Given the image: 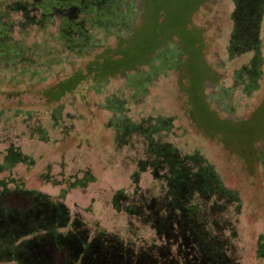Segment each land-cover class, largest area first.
Segmentation results:
<instances>
[{"label": "rangeland", "instance_id": "rangeland-1", "mask_svg": "<svg viewBox=\"0 0 264 264\" xmlns=\"http://www.w3.org/2000/svg\"><path fill=\"white\" fill-rule=\"evenodd\" d=\"M134 6L140 13V30L146 26L133 37L135 42L149 40L157 32L162 46L174 49L176 40L194 46L198 37L199 50L187 49L186 56L183 51L181 68L160 74L142 94L127 84L135 70L147 69L142 63L105 76L109 80L98 90L93 88L97 76L89 74L92 65L108 55L122 58L125 44L118 37L98 33L96 46L80 56L66 49L59 38L60 16L40 28L27 26L21 12L10 15L11 35L28 51L15 63L0 60V165L10 150L33 162L0 171L4 183L0 207L27 205L30 201L20 193L22 189L61 205L68 221L56 229L61 246L56 249L50 242L37 241L46 236L44 230L22 233L15 241L6 233L7 239L0 240V264H19L11 257L12 251L36 241L30 248L35 251L43 246L38 250L43 257L38 260L19 250L18 258H25L24 264H45L47 259L54 264H95L93 257L98 252L94 247L100 249L101 244L123 248L119 256L132 254L129 262L141 253L160 259L165 252L178 264L204 258L199 251L181 252L179 240L170 241L132 213V206L145 211L147 203L164 197L167 182L161 177L165 169L158 175L149 164L140 169L138 163L151 157L144 139L132 136L127 143L116 142V130L110 125L114 113L105 107L110 98L124 102L125 113L136 122L172 119V130L162 131L155 140L172 144L182 155L200 153L242 203L238 207L215 194L203 204L213 216L214 237L222 241L224 263L264 264V62L258 88L246 93L236 73L250 70L254 52L237 57L229 54L235 1L135 0ZM31 14L41 18L39 13ZM153 26L157 30L150 28ZM160 29L165 31L160 34ZM260 41L264 60V15ZM128 46L135 49L137 43ZM195 52L198 57L193 63ZM129 55L125 52V59ZM72 79H80V83L63 96L57 94L59 86ZM41 131H45L43 139ZM63 241L71 246L93 244L94 250L80 256L64 247ZM197 261L191 264H199Z\"/></svg>", "mask_w": 264, "mask_h": 264}, {"label": "trees", "instance_id": "trees-1", "mask_svg": "<svg viewBox=\"0 0 264 264\" xmlns=\"http://www.w3.org/2000/svg\"><path fill=\"white\" fill-rule=\"evenodd\" d=\"M134 1L0 0V60H3L6 64L8 60L15 63L17 59L23 60L28 51L23 42H15L11 35L13 23H9V18L13 12H21L27 26L36 25L40 28L49 24L55 16H60L58 36L63 41L66 49L77 55L81 56L84 53L91 52V49L98 43L96 36L101 32L107 33L109 36H116L121 43L125 44L124 51L121 54L122 58L114 59L113 55H108L92 65L89 74L96 73L97 76L93 88L98 90L102 87L110 78L105 76H113L112 74L116 72L123 73L125 69L132 68L130 66L135 65L136 68L142 63L147 69L135 70L136 74L128 78L127 84L133 87L137 94L147 93L148 88L153 85L160 74H164L168 69L177 70L181 68L180 58L183 56V51L184 56H186V52L190 50H199L196 42L198 37L195 38L194 46L187 41L180 42L176 40L178 44L174 46V49L163 47L160 43L162 38L160 39L157 32H152L153 34L149 40L140 39L141 42H135L133 37L136 38L135 35L141 26L139 27L140 23L138 21L140 13L138 6L137 8L134 6ZM234 1L236 4L233 14L234 31L230 40L229 54L231 57H237L248 51L254 52L249 67L250 70L247 71L243 68L236 73V80L245 84L244 91L250 94L258 88V80L262 76L261 68L264 60L261 53L260 29L264 15V0ZM31 13H39L41 18H35ZM5 19L7 21H4ZM145 28L146 26L140 30V33L144 32ZM150 28L154 29L155 26ZM155 30L157 29L155 28ZM164 31L160 29V34ZM132 42L137 43V48L127 47ZM125 52L127 54L131 53L127 59H125ZM195 53H192L194 55L193 63L198 57L197 52ZM245 74H247V77L244 79ZM84 77L86 79V75ZM79 83L80 79H72L68 83L61 84L56 92L59 95L66 94ZM108 100V102H105V107L114 113L110 125L116 130V142L118 144L127 143L132 136L144 139L147 143L146 151L148 155L151 157L153 155L155 159L152 160L149 157V160L140 161L138 163L140 169H146L150 165L155 169L156 175L159 174L161 168L165 169V173L161 177L166 179L167 182L164 197L159 201H155V199L147 203L144 206L145 211H141L139 206H132V213L146 219L160 235H165L170 241L179 240L177 248L181 252L199 251L202 253L204 258L199 262L196 260L199 264L224 263L225 259L221 251L222 241L217 235L214 237V231L211 228V225L214 224L213 216L211 211L207 210L203 204L212 195L219 194L223 198L237 203V206L240 207L242 203L238 193L225 186L214 165L209 163L200 153L182 155L172 144L155 140V136L162 131L172 130L173 121L171 118L160 117L136 122L125 113L124 102L113 98ZM40 136L43 139L45 131H41ZM32 162L22 153L10 150L3 164L0 165V171L12 168L18 163L32 164ZM262 165L264 175V158L262 159ZM3 185V181L0 180V186ZM20 193L30 201L27 205L0 207V240L6 238V233H8V237L12 236L15 241L22 233L44 230L46 236H39L37 241L44 245L50 242L49 245L52 249L60 248L56 229L68 221V215L64 208L59 204H52L46 197L36 192H25L21 189ZM162 211H164V215ZM34 224L35 226H33ZM208 231L211 232V242L207 239ZM52 240L55 241L54 244ZM37 241L36 243L22 244L21 246H24L23 249L19 248L20 252L28 253L31 257L36 256L39 260L43 257V253L42 251L38 252V250H43L44 247L42 246L35 251L30 248L32 244L37 245ZM63 242L64 247L73 249V251L84 257L91 254L95 248V251L98 252V256L93 257L95 264H150L151 260H153L152 264H178L177 260L174 258L169 259L162 250L163 253L161 254L164 255V258L157 259L155 255L141 253L134 256L137 259L136 261L129 262L128 255L131 257L132 254L126 253L121 258L119 254L122 253L123 248L118 249V246L107 247L101 244L100 249H97L93 244L83 246L73 244L71 246L70 243ZM19 250H13L11 257L17 258L19 264H24L26 259L18 258ZM196 261L194 259L184 260L185 263L190 264ZM54 263L55 261L52 262L51 259H47L45 264ZM28 264L31 263L28 262Z\"/></svg>", "mask_w": 264, "mask_h": 264}]
</instances>
